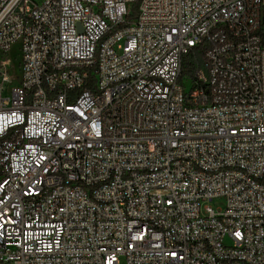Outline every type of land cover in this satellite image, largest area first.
<instances>
[{
  "label": "built area",
  "instance_id": "built-area-1",
  "mask_svg": "<svg viewBox=\"0 0 264 264\" xmlns=\"http://www.w3.org/2000/svg\"><path fill=\"white\" fill-rule=\"evenodd\" d=\"M0 264H264V0H0Z\"/></svg>",
  "mask_w": 264,
  "mask_h": 264
},
{
  "label": "rangeland",
  "instance_id": "rangeland-1",
  "mask_svg": "<svg viewBox=\"0 0 264 264\" xmlns=\"http://www.w3.org/2000/svg\"><path fill=\"white\" fill-rule=\"evenodd\" d=\"M32 1V5H41L45 0H31ZM15 51H13L14 53ZM6 89H7V85H6V88H5V93H4V96L7 95V92H6ZM216 212H219L220 210H223L225 209L226 207V201L224 198H217L215 200H213L212 202H210L209 204Z\"/></svg>",
  "mask_w": 264,
  "mask_h": 264
},
{
  "label": "trees",
  "instance_id": "trees-1",
  "mask_svg": "<svg viewBox=\"0 0 264 264\" xmlns=\"http://www.w3.org/2000/svg\"><path fill=\"white\" fill-rule=\"evenodd\" d=\"M202 59H203L202 56H199V55H197L196 58H194L193 56L189 57V59L187 60V63H186L187 72H191L193 62H195L196 60L201 62Z\"/></svg>",
  "mask_w": 264,
  "mask_h": 264
}]
</instances>
